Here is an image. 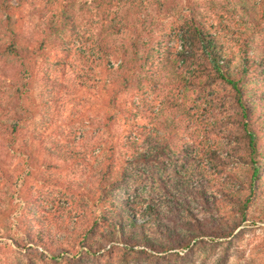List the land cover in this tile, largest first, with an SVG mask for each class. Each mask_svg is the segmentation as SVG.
<instances>
[{
  "label": "rangeland",
  "instance_id": "1",
  "mask_svg": "<svg viewBox=\"0 0 264 264\" xmlns=\"http://www.w3.org/2000/svg\"><path fill=\"white\" fill-rule=\"evenodd\" d=\"M131 1L145 14L147 30L154 36L171 33L177 20L174 16L182 9L181 3L176 11L173 6L160 7L159 0ZM194 1L209 29L217 34L235 60L243 51L249 56L264 53V20L254 21V14L242 9L243 4L255 6L260 0ZM40 5L39 0L35 9L30 7L23 13L25 28L40 29L44 25ZM76 12L81 34L98 32L100 12L90 6V1L79 0ZM76 36L66 31L58 37L57 48L36 69L30 98L36 111L20 132L25 155L19 150L16 153L9 150L0 141V236H3L0 264H264V196L248 207L245 217L225 197L226 192L241 197L248 194L244 185L246 166L240 162L243 118L225 95L226 89L219 84L203 91L181 87L171 81L170 68H161L156 87L139 80L136 88L123 93L124 106L130 102L137 105L133 110L116 114L117 120L110 122L107 117L115 114V110L103 105L107 101L98 77L94 78L95 74L106 71L100 63L93 62L98 56L95 47L98 40L93 41L95 44L73 43L74 49L67 54L61 50L64 42L77 41ZM131 38L130 33L124 32L114 35L109 43L122 44ZM175 42L174 39L170 44ZM7 72V63L0 58V100L9 98L12 91ZM145 86L146 92H140ZM248 86L253 92L262 85L254 80ZM176 102L181 106L174 114L172 106ZM260 107L264 112V104ZM251 115L253 126L261 130L264 146V114ZM127 139L130 141L122 143ZM158 139L165 144L161 156L136 159L135 149H152ZM110 148H114L112 158ZM210 148L223 153L225 162L219 171L201 155ZM26 155L30 157L31 169L25 192L31 196L35 204L32 209L41 224L55 232L67 233L73 227H85L94 216L108 210L107 205L102 209L94 207L84 193L96 195L97 177L106 164H111L114 173L122 176L123 184L118 190L121 202L125 204L129 198L134 208L157 209L163 223L174 227L183 237L192 235L189 246L175 245L163 251L167 241L150 230V240L157 250L143 246L130 249L116 238L95 253L77 248L71 255L56 258L43 256L40 249L20 252L9 247L2 240H6L5 226L13 221L12 198L16 183L20 182L19 173L26 168ZM5 173L13 179L7 180ZM198 183L215 196L218 207L206 206L197 199L193 191ZM191 217L199 219L200 230L189 223ZM235 224L239 227L234 234L220 235L221 229Z\"/></svg>",
  "mask_w": 264,
  "mask_h": 264
},
{
  "label": "trees",
  "instance_id": "2",
  "mask_svg": "<svg viewBox=\"0 0 264 264\" xmlns=\"http://www.w3.org/2000/svg\"><path fill=\"white\" fill-rule=\"evenodd\" d=\"M88 1L94 10L100 12V28L98 32L91 34H81L78 30L79 16L76 15V7L79 0H40V11L44 13L42 21L45 23L40 29L33 27L32 30L25 28L23 13L30 7L35 9L39 0H0V58L7 63V73L11 77L9 86L12 88L9 98L0 100V141L5 143L9 150L15 153L19 150L23 156L25 155L24 145L20 143V132L36 111V106L30 99L36 69L40 61L47 58L52 49L57 48V38L66 31L77 34V41L73 37L70 40L74 41L64 42L65 46L61 50L66 54L74 49L73 43L82 45L83 42H93L97 39L98 44L95 47L98 56L94 57L93 62L100 63V67L104 66L107 72L103 70L95 74V77L91 74L94 78L98 77L97 81L101 84V93L107 101L103 105L115 110V114L107 117L110 122L117 120V115L121 111L133 110L137 105L136 102H130L124 106L121 101L123 93L134 88L139 80L156 87L160 81L158 77L161 68H170L171 81L181 87L191 86L203 91L204 88L219 84L226 89L225 95L240 110L243 118V150L240 162L246 166L247 179L244 185L248 194L241 197L226 192L225 197L229 198L232 207L245 217L248 207L259 197L264 196V146L261 142L263 137L261 130L253 126L251 115L264 114L263 109L260 110V106L264 104V53L249 56L243 51L235 60L231 52H228L219 41L217 34L209 29L210 26L200 14V7L194 0H159L160 7L163 4L166 8L173 6L176 10L178 3L182 5L179 14L174 16L177 20L172 24L175 25L173 31L164 36L161 34L154 36L147 30L148 20L145 14L138 10L134 1ZM242 9L249 14L253 13L254 21L264 20V0H260L259 5L255 6L243 4ZM124 32L132 35L129 41L122 44L109 43L114 35ZM174 39L175 44H170ZM80 50L79 47L78 51ZM142 76L144 78H140ZM254 80L260 81L262 86L252 92L248 84ZM146 88L141 87L139 91L146 92ZM179 106L181 104L177 102L173 104L174 114ZM159 123L161 125V122ZM120 140L122 141V138ZM129 141L123 140L122 143ZM164 146L161 139H158L154 148L148 150L137 148L134 155L136 159L151 160L153 157L161 156ZM113 153L114 148H110V158L113 157ZM201 155L213 163L218 171L225 162L222 158L223 153L217 148L206 149ZM26 156V168L19 173L20 182L16 183V191L12 198L13 221L8 227L5 226L6 240H2L9 247H15L20 252L40 249L43 256L56 258L71 255V251L77 248L88 254L95 253V250L105 247L107 241L116 238L130 249L143 246L157 250L156 244L150 240L152 231L167 241V247L170 248L165 247L163 251L175 245L189 246V238L192 235L183 237L174 227L163 223V217L157 209L152 206L134 208L129 203V198L125 204L121 202L118 190L123 184L122 176L114 173L111 164H106L105 169L101 170L97 177L96 195L84 193L94 207L101 206L102 209L107 205L105 208L108 210L94 216L85 227H73L70 229L71 232L67 233L55 232L49 226L41 224V220L32 209L35 204L31 196L25 192L26 178L31 169L30 157ZM5 174L7 180L13 179L10 174ZM204 186L198 183L193 194H197V199L204 205L218 207L217 201L213 199L215 196L209 195ZM217 209L218 213H221V209ZM191 218L189 223L196 226V230H200L199 219ZM238 227L239 224H235L221 229L219 233L229 237ZM94 236L96 240H93Z\"/></svg>",
  "mask_w": 264,
  "mask_h": 264
}]
</instances>
